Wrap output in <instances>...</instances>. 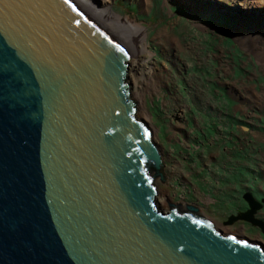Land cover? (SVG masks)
Returning <instances> with one entry per match:
<instances>
[{"label":"water","instance_id":"obj_1","mask_svg":"<svg viewBox=\"0 0 264 264\" xmlns=\"http://www.w3.org/2000/svg\"><path fill=\"white\" fill-rule=\"evenodd\" d=\"M131 57L77 0H0V264H264L262 242L158 202ZM244 200L225 225L264 232Z\"/></svg>","mask_w":264,"mask_h":264},{"label":"rangeland","instance_id":"obj_2","mask_svg":"<svg viewBox=\"0 0 264 264\" xmlns=\"http://www.w3.org/2000/svg\"><path fill=\"white\" fill-rule=\"evenodd\" d=\"M194 1H108L113 12L121 18H130L134 25H142L147 32L148 50L133 55V60L144 63L148 70V73L143 70L145 77L139 85L143 101L134 94L138 88L130 79V69L128 81L131 97L138 104L137 116L155 131L164 163V183L159 176L155 180L157 200L166 211L169 203L181 204L183 210L187 204L200 205V213L214 219L224 232L264 244V232L258 226L246 221L225 225L232 215L248 209L243 195L252 182L247 175L238 174L239 160L243 157L245 163L246 159H254L259 173L264 175V65L256 63L236 35L238 31H247L234 27L236 22L213 17L210 14L216 12L199 7ZM211 2L219 4L212 6L219 8L226 18V11L234 7L228 0ZM243 8L237 6L238 11L247 9ZM137 46L140 49L138 43ZM227 60L235 66L232 73V63ZM252 72L258 74L256 80L257 74L249 75ZM186 120L190 127L183 124ZM188 129H194L193 137L198 140L188 139L192 138L186 134ZM204 149L207 156L203 155ZM230 168H235L234 175ZM235 181L244 185L241 194H237L240 205L233 198L238 187ZM259 181L264 183L263 179ZM253 196L258 201L264 200L259 195ZM256 218L264 221V206Z\"/></svg>","mask_w":264,"mask_h":264},{"label":"bare ground","instance_id":"obj_3","mask_svg":"<svg viewBox=\"0 0 264 264\" xmlns=\"http://www.w3.org/2000/svg\"><path fill=\"white\" fill-rule=\"evenodd\" d=\"M109 0H77V2L84 7L87 11L90 12L91 15H93L94 17L97 18L98 21H100L104 26L108 27L114 34H116L120 39H122L123 41H125V43L132 49L133 51V55L136 54H140L141 52H146L148 50L147 48V43H146V37H147V32L144 28H142V25L140 24H136L134 25L132 23V21L130 20V18H121L120 15L116 14L115 12L112 11L111 5L108 2ZM193 1V0H192ZM230 3H232L234 5V7H231V10H227L226 13H228L227 18L223 15V13H221L222 11H218L219 8H216V6H212L213 4H218V3H214L211 2L209 4V0H195L194 2L196 4H200L199 7L202 5L204 8H206L207 10H212L215 13H211L210 15H213V17H219V19H223L226 22L232 23V22H236L237 20H245L244 24H237L239 29L243 28V30L247 31V32H243V31H238L236 33V35L239 37L240 42L243 44V47L247 50L250 51V55L251 57L256 59V63H260L264 65V0H228ZM202 2V3H199ZM189 3V1H188ZM219 5V4H218ZM237 6H241L244 8H247L246 10L243 8L241 10H245L246 12H240L238 11L239 9H237ZM198 7V5H197ZM169 10L172 9V7L168 6ZM202 8V7H201ZM200 8V9H201ZM217 9V10H216ZM206 11V10H205ZM236 11H238V13H235ZM207 12V11H206ZM220 12V13H219ZM208 13V12H207ZM208 15H204V17H207ZM241 16V17H240ZM140 18V17H139ZM165 18V17H164ZM140 20V19H139ZM138 20V21H139ZM208 21V20H207ZM167 28V27H166ZM196 28V27H195ZM167 31V30H166ZM193 31V30H192ZM194 32V31H193ZM178 38H176L175 40H177ZM204 39V38H203ZM137 43L139 44L140 49L137 46ZM132 46V47H131ZM198 52V51H197ZM202 58V57H201ZM134 58L131 57V63L129 66V69L131 70L130 73V79L131 81L136 85L135 88L137 87L138 90L134 92L135 96L143 101L144 97L142 94V89H140V84L143 82L144 80V75H143V70L144 73L146 70V65H144V63H137L135 60H133ZM199 60V59H198ZM230 61V60H227ZM208 62V61H207ZM231 62V61H230ZM232 63V62H231ZM210 65V64H209ZM218 65V64H217ZM220 65H223L222 63H220ZM219 65V66H220ZM250 65L254 66L255 68H257V65L254 64V62H251ZM249 65V66H250ZM259 65V64H258ZM206 66V65H205ZM222 67H225L224 65ZM234 65L232 63V70L231 73L234 69ZM220 68V67H219ZM237 69V68H236ZM150 70V69H149ZM244 71V70H243ZM129 72V71H128ZM213 72V71H212ZM230 73V75H231ZM235 74H237V72H235ZM248 74V72H247ZM256 75L257 73H250L249 75ZM230 75L228 77V79H230ZM222 77V75H221ZM256 78L254 80L257 79L258 74L255 76ZM234 78L235 75H234ZM214 80V78H213ZM231 80V79H230ZM234 80V79H233ZM237 80V78L235 79ZM229 81V80H228ZM215 82V81H214ZM214 87V86H213ZM217 87V86H216ZM208 88V87H207ZM194 90V89H193ZM209 90V89H208ZM181 94V93H180ZM183 94V93H182ZM216 94V93H215ZM225 99V98H224ZM219 100V99H218ZM199 102V101H198ZM202 103V102H201ZM227 103V102H224ZM233 103H231L232 105ZM231 108V106H230ZM229 108V109H230ZM232 110V109H231ZM218 111V110H217ZM226 112V111H225ZM231 112V111H230ZM236 113V112H235ZM230 116V115H229ZM234 116V115H233ZM225 117V116H224ZM186 119V118H185ZM184 119V120H185ZM235 119V118H234ZM183 124L188 123V121H182ZM232 122V121H230ZM210 123V122H209ZM185 125V124H184ZM218 126V125H216ZM186 127V126H185ZM188 127H190L189 123H188ZM216 128V127H215ZM180 129V128H179ZM186 129V128H185ZM196 129V128H195ZM208 129V128H206ZM189 130V129H188ZM220 130V129H219ZM228 130V129H227ZM200 131V130H199ZM155 132V131H154ZM187 132V131H186ZM193 130H189L188 133L186 134H191L190 137L192 138H188L190 141L193 140ZM219 132V131H218ZM226 132V131H225ZM228 132V131H227ZM183 133V131L181 132ZM215 133V132H214ZM155 134V133H154ZM202 134V132H201ZM219 134V133H218ZM224 135V134H223ZM214 136V135H212ZM222 136V135H221ZM198 137V136H197ZM196 140H198L197 138H194ZM188 144V142H187ZM237 160V159H236ZM199 167V166H198ZM254 172V171H253ZM255 173V172H254ZM156 180V179H155ZM158 189V187H157ZM159 193V191H158ZM158 196V195H157ZM244 197V196H243ZM159 201L162 202L161 199H159ZM176 205L180 206L182 209L181 204L175 203ZM196 207H198L200 209L199 206L195 205ZM186 209V208H185ZM184 209V210H185ZM183 210V209H182ZM198 214H200L198 212ZM204 217H206L203 214H200ZM234 216V215H232ZM209 218V217H206ZM211 219V218H209ZM215 222L214 219H211ZM216 223V222H215ZM217 224V223H216ZM218 225V224H217Z\"/></svg>","mask_w":264,"mask_h":264},{"label":"trees","instance_id":"obj_4","mask_svg":"<svg viewBox=\"0 0 264 264\" xmlns=\"http://www.w3.org/2000/svg\"><path fill=\"white\" fill-rule=\"evenodd\" d=\"M236 139H238L237 138V135H236ZM206 150L207 149H204L205 152H204L203 155H206L207 156V151ZM238 163L240 164L238 166V174L240 176L247 175L250 178L251 182H252L251 184L248 183V185L250 187L249 189H248V187L245 186L246 187L245 188L246 189V192L245 193H251L253 195H259L261 197H264V183H260V181H259V179H263L264 180V175H261L259 173V170L256 168V163H255L254 159H246V161L244 163L243 157H242V159L239 160ZM230 170H231L232 174L234 175L235 168L234 169L233 168H230ZM238 174H237V176H238ZM228 180H231L230 177L228 178ZM236 180H237V178H236ZM236 184H238V183L236 182ZM239 185H241V184H238V187L235 188V192H234L235 194H233V198L236 199V201H237L236 204L237 205H240L242 203L241 200H240V195L237 196V194H241V191H242L241 188H242V186H244V185H241V187L239 188ZM233 198H229L230 201H232L231 199H233ZM242 199H243V197H242ZM239 202H241V203H239ZM243 206H244L243 208H245V205L244 204H243ZM237 207H238L239 210H242L243 209L242 207L240 208V206H237Z\"/></svg>","mask_w":264,"mask_h":264},{"label":"flooded vegetation","instance_id":"obj_5","mask_svg":"<svg viewBox=\"0 0 264 264\" xmlns=\"http://www.w3.org/2000/svg\"><path fill=\"white\" fill-rule=\"evenodd\" d=\"M194 207H196L195 205H193ZM197 206H199L200 207V205H197ZM196 208H198V207H196ZM198 212L200 213V209L198 208ZM201 214V213H200Z\"/></svg>","mask_w":264,"mask_h":264}]
</instances>
